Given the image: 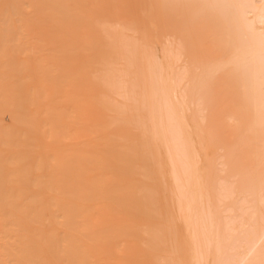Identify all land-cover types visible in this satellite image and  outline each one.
Listing matches in <instances>:
<instances>
[{
  "label": "bare ground",
  "instance_id": "6f19581e",
  "mask_svg": "<svg viewBox=\"0 0 264 264\" xmlns=\"http://www.w3.org/2000/svg\"><path fill=\"white\" fill-rule=\"evenodd\" d=\"M0 264H264V0H0Z\"/></svg>",
  "mask_w": 264,
  "mask_h": 264
}]
</instances>
